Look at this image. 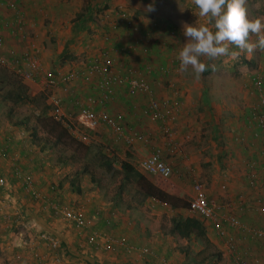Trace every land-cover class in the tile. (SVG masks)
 <instances>
[{"label":"crops","instance_id":"1","mask_svg":"<svg viewBox=\"0 0 264 264\" xmlns=\"http://www.w3.org/2000/svg\"><path fill=\"white\" fill-rule=\"evenodd\" d=\"M93 1L94 3H92ZM102 1L15 0L17 9L22 15L25 33H31L32 36L28 38L34 41L36 48L39 50L38 61L41 67L46 70L52 67L53 69H50V71L52 70L55 74H58L70 67L69 64H82L83 66L95 57L101 58L100 48L109 50L110 55L114 56L116 70L119 69L121 71L126 67L125 65L127 64H123V58L127 59L129 56L121 55L118 48L120 49L130 44L131 41L127 42V37L121 35L123 28L111 32L106 29L110 38L104 39L102 30L108 25L98 26L95 22L90 21L91 19L88 17L90 20L87 18L88 21L81 24L82 29H79L80 31L73 30L72 20L74 16L84 13V8H87V13L84 14L89 15L93 9L92 5L101 6L103 4ZM108 1L114 2L116 0ZM3 2V0H0V36L4 39L5 48L14 46L18 50H22L26 46L23 41L26 36H23L24 39H22L21 33L15 31L16 14L8 7H5ZM258 2L261 3L256 6H261L262 4V7H264V0L255 1V3ZM256 13L259 14L255 18H262L259 9ZM110 16L113 19L114 12ZM147 28L143 27V30L147 31ZM156 32L158 31L151 32L153 38L157 36ZM82 37H86L88 42H91L88 45L83 44L82 41L80 42ZM252 38L256 40L255 36H252ZM156 41L159 42V39H156ZM111 48L117 50V52L111 51ZM231 48H235V46H231ZM235 49L237 50V48ZM83 53L86 55L84 63L79 58ZM134 57L136 58V56L129 57V64L143 71L142 67L144 64L138 63L139 59L142 58L137 56L135 60ZM71 68L80 69L76 65H72ZM249 76H244L245 83L242 81V86L245 87L247 85ZM177 81H181V84H183V77ZM25 84L29 88H39L38 90L41 91L40 83L36 81L26 82ZM94 93V91L89 90L87 85L71 87L70 91L65 94L55 90V95L60 97L61 104L65 109L75 108V99L81 100L86 95ZM238 93L235 94L234 99H237L239 106L232 107L233 111L230 112L227 119H224V117L215 118L217 113L213 109L217 108L222 113L226 112H224V108H220L216 104H210V98L205 96L204 102L199 101V104L203 105L201 107L204 113L202 123L206 122L205 124H198L190 120V118L188 120L185 118V114L188 113V116H190L192 112L190 110H186V112L181 110L180 105L182 103L177 102V95L170 100L171 105H176L173 109L174 112L176 111V117L171 131L175 143L177 142L179 145V153L167 158L172 165V173L176 177V180L172 181V187L177 189L175 194L182 196L188 203L194 192L191 186L193 179L190 175L201 171L205 167L209 172H214L210 174L214 185L210 189L206 188L209 199L231 204V200L236 195L240 196L245 205V211L238 213L241 221L248 226L264 228V219L261 214L256 212L258 200L264 199V177L261 175L259 168L264 148L254 138V131L249 130L245 124L251 99L247 98L245 91L244 93L243 91L240 94ZM155 95L158 97L159 94L156 93ZM116 96L120 98L116 100ZM113 98L117 102L115 103L116 105L123 106L122 113L127 119V123H129V128L139 130L150 138L145 144L132 146L135 151L132 156L134 154L139 156L146 154L162 138L155 124L147 121L145 116L141 115L144 106L143 98L140 96L129 97L122 89L116 90L111 100ZM226 99L224 98L225 101ZM141 108L142 110H140ZM222 121H224V125L220 128ZM18 125L5 123L2 131L0 130V176L8 180V187L6 184L5 190H0V204L7 197L10 198V201L5 204L7 205L5 206V213L0 216V264H52L50 256L45 257L46 248L44 245L35 241L37 235L44 232L55 236L60 241L59 247L53 252L61 259L59 264H146V260L136 254L119 251L106 254L94 250L91 245L85 242L87 231L76 230L69 224L62 222L58 217L46 220V215L44 214L46 212L50 214L49 207H43L40 203L33 202L30 195L22 192V187L19 186V178L14 175V168L16 167L22 172L31 174L35 188L41 194L48 195L51 202H56L52 199V196L57 195L55 197L57 204L63 203L66 207L81 209L87 216L93 217L92 231H100L106 235L121 238L128 244L137 247H147L153 252V258L167 259L174 264H181V260L189 256V252L186 249L190 250V247L194 246L196 241L191 237L183 239L170 236L168 233L172 217L167 219L168 224L166 226L164 216L158 218L153 217L154 214L152 216L146 215V217H150L151 220H149L140 215L138 210H141V208H144L143 212L147 210L152 213L157 206L165 207L158 200L149 197L144 198L138 191L140 198L128 196L129 193L123 187L125 184L133 183L132 181L123 183L122 189H120L122 183L119 181V187L116 186L105 190L103 183L101 181L96 182L91 175H88L87 181L85 180V174L79 170L76 174L70 175L68 167L65 166L68 163L67 160L66 162L62 161L65 156L60 154L53 161L49 145L41 146L38 142H34V145L29 144L30 146L22 144L21 136H19L21 127L19 128ZM218 129L225 130L218 133ZM204 132L207 134H204ZM99 138L100 134L97 135L96 131V134L93 133L92 137L90 136L88 145L96 142L103 143ZM241 139L243 140L242 143H240ZM114 144L119 146L116 143ZM204 148H207L210 152L206 156L201 157L205 153ZM112 151L117 155L114 150ZM102 154L104 153L102 152ZM115 155L109 153V150L105 153L106 158L111 160L109 164L114 168L118 167L119 171H121L119 167L120 161H117V156ZM123 156L130 158L129 154L126 153ZM239 160L243 165L242 167H239ZM113 161L117 162L112 163ZM101 162L102 164L104 163L103 158H101ZM125 162L129 163L136 173H139L130 162ZM249 172H253L252 175H255L256 180L259 179L256 190L251 189L246 183L248 177L246 174ZM50 179H53V181ZM149 180L151 179L149 178ZM72 181L76 185V189L69 186ZM52 182L55 184H52ZM255 182L257 183V181ZM87 183L92 184L95 189L89 192L84 191L83 185L86 186ZM223 184L226 189L222 191L220 187ZM90 185L87 187L90 188L92 186ZM213 192H216V194ZM83 197L86 198L83 199ZM166 207L170 208L169 205ZM170 210L173 211V216L179 214L182 217L189 215L201 218L199 214L193 213L188 209ZM16 212H18L17 215L14 214ZM204 224L207 228L209 242L214 240L216 243V240L218 242L223 240L215 234L210 226H207L205 221ZM155 225L159 229L154 231ZM208 229H210V234ZM30 242H34L32 245L34 247H31ZM239 243L246 246L249 256H257L255 259L260 264H264V250H261L264 249V243L251 240L240 241ZM169 244L172 246H169ZM200 251L198 250L197 252L196 250V253L199 254ZM193 260L192 264H199V259L194 257ZM256 260H253V262L257 263Z\"/></svg>","mask_w":264,"mask_h":264},{"label":"built area","instance_id":"2","mask_svg":"<svg viewBox=\"0 0 264 264\" xmlns=\"http://www.w3.org/2000/svg\"><path fill=\"white\" fill-rule=\"evenodd\" d=\"M3 1L5 7L15 12L16 22L14 28L15 31L21 33L22 39H24L23 36H26V39L23 40L26 46L22 50H18L14 46L5 48L4 39L0 36V66L11 70L24 83L33 81L40 83V90L44 93L49 107L48 115L65 127L67 132L72 136L88 142L93 133L96 134L99 128H103V130L111 134L113 143L124 147L125 153L129 154L130 157L135 153L132 146L135 144H145L150 138L139 130L130 129L124 114L117 111L109 112L106 109V104L111 101L114 92L119 89H122L129 97L140 96L144 100L143 110L142 108L140 109L142 110L141 115L145 116L147 121L155 124L162 139L156 145L154 144L146 154L142 156L134 154L132 156L134 157V167L140 174L150 177L168 178L171 176L173 171L172 165L167 158L179 153V145L177 142L175 143L171 131L176 117V111L174 112L173 106L176 107V105H171V99L165 98L164 95L159 94L156 97V92L152 89L147 79L148 76L166 75L168 68L166 69L161 64H154V67L145 64L142 69L143 71L136 70L127 63L128 58H123V64H127L125 65L126 67L121 71L119 69L116 70L114 56L110 55L109 50L100 48V53L102 54L100 59L95 57L78 70L68 67L64 71L54 75L52 70L42 69L38 61L39 50L36 48L34 41L28 38L30 36L25 33L22 15L19 9H17L15 0ZM119 28H123L121 35L131 36V34H134L131 37L135 39L130 44L120 49L118 48L121 55L131 56V54L137 52L143 56L148 55L150 45L156 37L153 38L151 33L140 32L139 26L135 24L132 16L121 7L117 8L114 12V18L111 21L109 20L108 26L102 30L104 39L110 38L107 30L111 32ZM111 51L117 52L113 48H111ZM77 81L90 86V90L95 93L88 94L81 100L75 99L76 108L73 111H67L63 108L60 97L55 95V90H59V92L64 94L68 93L71 87L75 88L77 86ZM155 83L157 84V82ZM244 88L246 89L245 94L247 98L251 99L248 115L245 119L246 127L254 131V138L264 148L263 67L251 73L249 81ZM242 142L243 140L241 139L240 143ZM261 158L259 168L262 173L261 175L264 177V153L261 155ZM16 168H14V175L19 178V186L22 187V192L38 200L43 207L48 206L49 209L51 208L53 219L58 217L62 222L69 224L76 230L87 231L85 242L91 245L94 250L106 254L114 251L136 254L146 260V264H173L167 259L153 258V252L147 247H137L128 244L121 238L112 237L100 231H92L93 217L87 216L81 209L50 202L46 195L34 189L35 186L31 174L22 172ZM252 173L246 174L248 176L246 183L251 189L256 190L259 179L256 180L255 175H252ZM7 181L6 178L0 176L1 191L5 190L6 184L8 187ZM191 186L194 192L192 198L188 201V210L199 214L207 226H210L219 238L225 240V250L230 255L232 264H250L248 258H246L248 255L246 249L235 253L236 244L245 240L264 243V228L248 226L241 221L238 213L245 211L242 198L236 195L231 200V204L218 202L209 199L205 186L199 181L193 179ZM220 188L223 191L226 189V186L223 184ZM9 201L10 198L7 197L0 204V216H3L5 213V206H7L5 204ZM159 203L165 207L168 206L166 202L159 201ZM256 212L264 216V199L258 200ZM17 213L14 214L17 215ZM235 231L238 234L237 236L232 235ZM35 241L44 245L46 248L45 257L50 256L52 264L60 263L61 259L53 253L59 247L60 241L58 238L44 232L39 233ZM30 243L31 247H34L32 246L34 242Z\"/></svg>","mask_w":264,"mask_h":264},{"label":"rangeland","instance_id":"3","mask_svg":"<svg viewBox=\"0 0 264 264\" xmlns=\"http://www.w3.org/2000/svg\"><path fill=\"white\" fill-rule=\"evenodd\" d=\"M255 1L257 2V0ZM255 1L247 0L246 8H247L248 17L250 19H255V17H257V15L259 14L256 13L259 9L261 17L264 18V7H262V4L261 6L260 5L256 6L261 2L255 3ZM92 3H94V1ZM102 3L103 4L101 6L92 5L93 9L90 11L89 14L90 16L89 18L91 19V21L98 24V26L99 25L107 26L109 20L111 19L110 14L115 12L119 7L124 8L132 16V19L137 26H141L145 28L148 26L151 27L152 25L155 26V22H156L157 24L156 30L159 32V33L156 32V35L160 43L159 45L160 58L156 61V64L157 65L161 64L164 65L166 69L168 68V73H166V75L164 76L156 75L157 77L155 76L157 82V84L156 83L155 84L158 87L157 93L164 95L165 98H170V99L176 97L177 95L178 96L177 102L182 103L180 105L181 110H183V112H186V110H190L192 112L190 116H188V113L185 114V118L187 120L188 118H190V120H193L195 123L198 124L206 123V122L202 123V120L204 119L202 116L204 115V113L202 112L203 110L201 109V107L203 105L199 104V101L204 102L205 96L206 98L211 99L209 100L211 101L209 102L210 104L213 105L216 104L220 106V108L221 107L224 108V112H226V113H222L219 111V109L217 108L213 109V107L210 106V108L217 113L215 114V118L224 117V119H227L230 112L233 111L232 107L239 106L237 99H234L235 94H237L238 92H239L238 94H240L242 91L244 93V91L246 90L244 86H242L241 84L242 81L244 82L243 79L244 76L251 75V73L254 70H260L261 67L264 66V51H260V50H256L252 53H248L245 51L240 55L238 59L235 60L229 57H220L221 59L218 58L214 61H208L206 60V58L201 57L200 59L202 60V62H205L209 65V70L205 71L200 79H196L191 68H189L186 72L179 71L180 61L178 60V54L180 50L183 48L184 44L187 43V37L183 35V24L198 26L201 23H206L204 18H200L198 16L199 10L196 8L195 5L192 4V0H118V2L117 0L114 2L103 0ZM149 5H151L155 10L148 11ZM86 9L87 8H84V13H87ZM84 13H82V15H84ZM28 35L30 37L32 36L31 33ZM132 35L134 34H131V36ZM131 36L126 35L125 36L127 37L126 40L127 41L135 40L132 39ZM81 41L83 42V44L86 45H88V43L91 42V41L88 42L86 37H82L80 42ZM255 41H256L255 39L253 38L251 39V42H255ZM154 43L155 42L153 40L152 44ZM231 50L239 51L238 49L236 50L235 48H231ZM85 57H86L85 53H83L82 56H79L82 63H84ZM153 59L155 60V58ZM72 65H76L77 67L80 68L83 67L82 64L80 65L72 64ZM72 65L69 64L70 67H72ZM212 65L215 66L214 71L211 68ZM1 68L2 70H0V77L3 76L4 79L6 80L4 82L6 83L1 86L0 93L3 88L6 90L8 85L10 86L11 83L21 81L11 70L5 67H1ZM49 68L53 69L52 67ZM42 69H44V67H42ZM182 77H183V84H181V81L179 82L177 81L180 80ZM24 84L25 83H23V85ZM83 85L84 84L77 81L78 87H81ZM25 86L27 88V93L29 94V96L32 97L31 103L24 101L21 104L12 106L10 101L0 100V130L2 131L5 123H7L8 125H12V123L16 125L19 124L18 127L19 128L21 127L20 128L21 133L19 134V136H21L20 140L22 144H26L27 146H30L29 144L34 145L33 144L34 142H38L39 145L45 146L47 145L46 143L47 141L44 138V134L39 130L35 134V139H33L31 138L32 132L30 131L31 130L30 128L33 126V122H34L33 112L36 110L40 111L43 105H45L46 108L48 107L45 102L46 101L45 96L43 92L38 90L39 88L38 89L33 87L29 88L28 85L26 84ZM87 87H89V90L91 89L90 86L87 85ZM119 98L120 97L118 96L115 97L116 100H118ZM224 98L225 99L227 98L226 101L224 100ZM114 100H111L106 104V109L109 112L110 111L122 112L123 106H120L119 104L116 105L115 103L117 102H115ZM122 100L124 101V99ZM249 104L251 103L249 102ZM75 108H70L66 110L71 111ZM8 114L10 115L9 118L7 116ZM46 115L48 116V111H46ZM19 121L21 123H18ZM223 125H224V121H222L220 128H222ZM206 129L208 130V128ZM220 131H222V129H220L218 133ZM205 132L204 134H207ZM98 134H100L99 139L103 143H99V142L92 144L90 143V145H88V151L83 160L75 163H70L69 161H67L68 163H66L65 166L68 167L69 170L68 173L70 175H73L74 172H77L80 168H82V166L85 165L86 168V173H84L85 180L87 181L88 175H91L96 180V182L101 181L103 183L105 190L106 189L108 190V188L111 189L115 188L116 186L119 185L120 182L123 181L122 180L123 174L121 171H119L118 167L114 168L112 165H111V169H109V171H106L104 164H102L101 162L102 152L105 154L106 151L109 150V153L115 155L112 151L114 150L117 154L115 156H117L118 162L128 161L133 166H134V158L131 157L127 158L123 156L125 154L124 147L115 146V144L113 143L114 141L112 139V136L109 132L103 129H98L97 135ZM202 145L205 147L204 144ZM130 149L133 150L132 148ZM204 150L205 153L201 157L206 156V154L210 152V150L208 151L207 148H204ZM50 151H51L50 155L53 161L60 154L61 156H67L69 154L67 150H62L60 149V147H57V149L55 148L51 149ZM117 161H113L112 163H116ZM83 163L84 165H82ZM238 164H240L239 167L243 166L240 163V160L238 161ZM115 166L117 165L115 164ZM196 173L194 172V174L190 175V177H192V179L199 181L202 185L205 186V188L210 189L214 185V182L211 180V175H210L213 174L214 172H209L207 168L204 167L201 169V171H198ZM145 177L148 180L149 178L153 179V177L150 176H145ZM161 179H163V181L166 184L169 183L172 186L173 185L172 181H175L176 177L172 173L171 176H169L168 178H161ZM50 180L53 181V179ZM189 180L187 179L188 182H190ZM52 184L55 183L52 182ZM89 185L90 183H87L86 186L83 185V190L89 192L95 189L92 184H91L92 186L90 185L91 187L88 188L87 186ZM123 188H125L126 189L125 191L129 193L128 196L130 195L135 198L141 197L137 193V190L135 189V185L133 183L125 184ZM213 193L216 194V192ZM84 198L86 197H83V199ZM170 209L171 208L168 207L157 206L156 208H154V211H152V213L147 211L146 209H145L146 211L143 212L144 208H141V210L138 211L140 212V215L144 216L143 218L149 220H151L150 217H146V215L152 216L154 214L153 217H158V218L160 216H164L165 217L164 223L166 222V226H167L168 224L167 219L168 218L170 219L173 216L172 215L173 211H171ZM262 217L264 219V216ZM158 229L159 227L155 225L153 230L155 231ZM208 233L210 234V229H208ZM232 235L237 236L238 234L235 231L232 233ZM224 241L225 240H221V242H218L216 240L215 243V241L213 240V242H210L211 244L210 246H205V247L202 241H196L195 245L190 247L189 256L181 260V264H192V260L194 259V257L199 260L201 258H207V260L205 261L210 262V264H232L230 255L227 254L224 248ZM236 245L239 251L240 250L243 251L246 249V246H244V244L237 243ZM169 246L172 245L169 244ZM196 250L197 252L198 250L201 251L198 254L196 253ZM209 254H213L212 257H209L208 256ZM215 255H217V257ZM256 257L257 256L254 257L247 255L248 262L250 264H257V263L260 264L255 259ZM253 260H256L257 263L253 262Z\"/></svg>","mask_w":264,"mask_h":264},{"label":"trees","instance_id":"4","mask_svg":"<svg viewBox=\"0 0 264 264\" xmlns=\"http://www.w3.org/2000/svg\"><path fill=\"white\" fill-rule=\"evenodd\" d=\"M88 17L90 16L85 15V14L84 15L78 14L74 16L72 20L73 30L77 32L80 31L79 29H82L81 24H84L86 21H88L89 19ZM156 29H157L156 22H155V26L153 25L151 27L148 26L147 31H144L143 27L139 26V31L143 33L144 32H147V33L155 32L157 31ZM156 39H158L157 36L154 40L155 43L151 44L152 46L150 45V50H149L148 55L143 56V55H140L139 53H133L131 54V56H136V58L134 57L135 60L137 59V56L142 58V59H139L140 61L138 63H142L144 65L148 64L149 66H153L154 64H156V61L160 58L159 56L160 43L156 41ZM153 58H155V60ZM129 62L130 61L128 59L127 63ZM130 66L138 70V68L132 65ZM0 70H2L1 66H0ZM53 73L54 75H56L54 71ZM142 74L146 75L145 73H142ZM147 79L149 80L152 89L157 93L158 87L155 84L156 78L153 76H148ZM4 81H6L4 77L3 76L0 77V89H1V86L6 83ZM0 100L10 101L11 105L15 106V105L23 103L24 101L31 103L32 97L29 96V94L27 93L26 86L23 85L19 81V82L11 83L10 86L8 85L6 90L3 88L0 93ZM48 109L49 107L46 108V106L43 105L40 111L36 110L33 112L34 122H33V126L30 128L31 129L30 131L32 132L31 138L35 139L36 132L40 130L44 134V138L47 141L46 143L47 145H49L50 149H54V148L57 149V147H60V149L67 150L69 152V154L65 156V158L62 160L63 162H66L67 160L70 163H75V162H79L83 160L88 151V146H87L88 142H84L80 140L79 138L72 136L70 133L67 132L66 128L63 127L58 121H55L50 116H47L46 111H48ZM7 116L8 118L10 117L9 114ZM102 158H103V162H104L103 164L105 166L106 171H109V169L111 168V165L109 164L111 163V160H109V158L107 159L105 154H102ZM82 165H84V163ZM119 167L123 174V177H122L123 181L121 182L122 184H121L120 189H122L123 183H125L126 181L127 182L132 181L134 185L136 186L137 191L142 197L154 198L158 201L166 202L169 205V207L173 210L188 209L187 201L182 196L176 195L175 193L177 192V189L175 187H172L169 183L166 184L163 181V179L159 177H153V179L148 180L144 175L136 173L133 167L125 161H120ZM79 171L82 173H86L85 165L82 166V168H80ZM74 174H76V172ZM69 186L75 188L76 185L72 181V183H69ZM34 189L38 191L35 187ZM56 196L57 195H53L52 199L57 202V200L55 199ZM46 197L50 200L48 195H46ZM31 200L33 202L39 203V201L34 199L33 197H31ZM56 202H52V203L55 204ZM59 205L66 206L63 203H60ZM49 210H50V214L49 212L48 213L46 212V214H44L46 215L45 216L46 220L47 219L49 220L50 218L53 219L52 218L53 211L51 208ZM55 230L57 229L55 228ZM168 234L170 236L183 238V239H188L191 237L195 241H202L204 243V247L211 245L210 242L208 241L209 237L207 234V228L204 224V220L202 217L199 219L197 216L188 215V216L182 217L179 214L174 215L172 216L171 221H170V228H169ZM186 251L190 252L188 248L186 249ZM237 251L239 252L238 248H236V252ZM212 255L213 254H209L208 256L212 257ZM215 256L217 257V255ZM205 260H207V258H201L198 261V263L199 264H210V262H206Z\"/></svg>","mask_w":264,"mask_h":264},{"label":"clouds","instance_id":"5","mask_svg":"<svg viewBox=\"0 0 264 264\" xmlns=\"http://www.w3.org/2000/svg\"><path fill=\"white\" fill-rule=\"evenodd\" d=\"M246 3L247 0H192L199 10L198 16L206 23L198 26L183 24L187 43L178 54L180 72L191 68L195 78L200 79L209 70V65L202 62L201 57L208 61L220 57L235 60L245 51H264V18L250 19ZM154 10L149 5L148 11ZM252 36L256 37L255 42H251ZM231 46L239 51L231 50ZM211 68L215 70L214 65Z\"/></svg>","mask_w":264,"mask_h":264}]
</instances>
